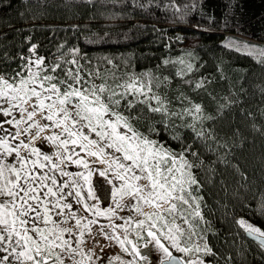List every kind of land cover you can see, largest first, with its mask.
Segmentation results:
<instances>
[{
	"label": "snow or ice",
	"instance_id": "6c2138e0",
	"mask_svg": "<svg viewBox=\"0 0 264 264\" xmlns=\"http://www.w3.org/2000/svg\"><path fill=\"white\" fill-rule=\"evenodd\" d=\"M69 53L70 58L61 53V62L29 60L15 77L0 76V115L11 117L0 120V264H83L77 256L91 259L81 247L88 243L85 234L93 243L90 254L108 246L101 244L100 236L117 243L129 256L155 264L128 238L134 235L145 241L144 248L154 244L163 256L160 264H204L192 258L193 252L211 254L204 235L207 229L201 228L207 221L194 171L202 169L204 161L191 145L177 152L150 137L157 132L154 125L145 134L137 124L145 109L160 116L166 129L176 127L169 123L174 118L191 117L181 126L207 141L214 136L205 132L203 121L213 117L190 100L174 110L167 91H161L170 87L167 76L118 74L112 69L105 74L98 67L81 65L78 49H69ZM248 54L264 64V48ZM117 67L113 65V69ZM191 68L188 65L189 71ZM184 74L183 69L178 73ZM202 87L203 82L196 83L197 89ZM178 99L187 97L181 93ZM46 132L51 134L44 135ZM172 138L180 140L179 135ZM10 140L18 143L13 146ZM37 142L53 150L45 152ZM208 170L214 174L213 169ZM105 185L109 186L106 193ZM105 195L112 207L99 203ZM144 206L153 211L144 212ZM125 210L134 215L120 216ZM91 217H103L108 223L100 224ZM238 223L264 248V231L244 220ZM170 248L188 259L173 255ZM129 264H136V259Z\"/></svg>",
	"mask_w": 264,
	"mask_h": 264
},
{
	"label": "trees",
	"instance_id": "16d2710c",
	"mask_svg": "<svg viewBox=\"0 0 264 264\" xmlns=\"http://www.w3.org/2000/svg\"><path fill=\"white\" fill-rule=\"evenodd\" d=\"M187 39L198 45L181 48L179 41ZM74 48L81 65L105 74L112 69L167 76L170 87L161 91L174 110L190 100L213 117L203 121L214 136L207 141L181 126L191 117L174 118L169 123L176 127L166 129L160 116L145 109L137 127L149 134L154 125L159 134L150 133L152 139L177 152L191 145L204 161L194 171L211 254L193 252L192 258L264 264V248L238 223L245 219L264 231V64L248 54L264 48V0H0V76L15 77L29 60L61 62V53L70 58ZM182 69L185 74L178 75ZM197 82L204 87L197 89ZM181 93L187 99H178ZM128 238L143 247L144 240Z\"/></svg>",
	"mask_w": 264,
	"mask_h": 264
},
{
	"label": "rangeland",
	"instance_id": "374dc122",
	"mask_svg": "<svg viewBox=\"0 0 264 264\" xmlns=\"http://www.w3.org/2000/svg\"><path fill=\"white\" fill-rule=\"evenodd\" d=\"M178 45L181 48H194L198 45V41L196 39H187V40H180ZM8 105L5 104V107H7ZM14 114L17 116V118H19V114L15 113ZM5 119H11V117H4L3 115H0V120H5ZM37 120L40 119L39 116L36 117ZM6 128H9L10 131L15 132L16 129L12 128L11 125H4ZM21 127H26V125H21ZM53 131L55 132H59V129H54ZM51 134V132H46L44 135H49ZM22 139H26L25 137H21ZM18 143V141H13L10 140V144H12L13 146ZM37 146L38 147H42L44 149L45 152H51L53 149L51 146L49 147H45L44 144L37 142ZM77 151H79V149H77ZM83 155V153H82ZM8 159L11 160V157H9ZM70 170H75V168H72ZM95 179V178H94ZM108 185L104 186V191L105 193L107 192L108 189ZM102 206H107V207H112L113 206V202L111 201V199L105 195V199L99 202ZM153 209H151L148 206H144V212L146 213H150L152 212ZM85 216H88V213L84 214ZM120 216H129V215H134V212L129 211V210H125L123 212H119ZM91 218H95L99 220L100 224H106L108 223V221L106 219H104L103 217H91ZM143 217H137V219H142ZM239 220H244L247 224H250L254 227H256L255 225H253L252 223H250L249 221L245 220V219H239ZM238 220V221H239ZM87 221H85L86 223ZM117 224L122 223V221L120 220H116L115 221ZM257 228V227H256ZM96 228H93V231H95ZM246 231V230H245ZM120 230H117V234H119ZM71 239V238H69ZM85 240L88 241V243L82 245V249L84 251V253H87L89 255H91V259L89 260L87 258V256L81 257V256H77L76 259L77 260H82L83 264H129V261L136 259V264H142L141 260H139L138 258H134L133 256H129L127 253L123 252L120 248V246L115 243L114 241H105L104 239H102L100 236H97V239L100 240L101 244H107L108 246L104 248V250L101 252L99 248L95 249V254H90L88 253V249L93 247V243L90 239V237H88L87 234H85L84 237ZM163 242V241H162ZM165 243V242H163ZM166 244V243H165ZM167 246V245H166ZM125 247L128 248L129 250L131 249V247L128 244H125ZM142 254L147 253L149 254V258L153 261H155V264H160L161 260H163V256L162 254L155 250L154 244L153 243H149L148 248H144V247H139L138 248ZM170 251L174 252L173 249L170 248ZM174 254V253H173ZM99 257V258H98ZM115 257H120V260H116ZM111 258V259H110ZM182 259H188L186 256H184V258ZM193 259H197V258H193ZM201 259V258H198ZM203 260V259H201ZM204 261V260H203ZM204 264H210L208 262L204 261Z\"/></svg>",
	"mask_w": 264,
	"mask_h": 264
},
{
	"label": "water",
	"instance_id": "95a60500",
	"mask_svg": "<svg viewBox=\"0 0 264 264\" xmlns=\"http://www.w3.org/2000/svg\"><path fill=\"white\" fill-rule=\"evenodd\" d=\"M246 237L252 241V242H255L257 243L258 245H260L259 243V239L255 238V236L253 234H249L248 232H246ZM176 256V255H175ZM178 258H180L179 256H177Z\"/></svg>",
	"mask_w": 264,
	"mask_h": 264
}]
</instances>
